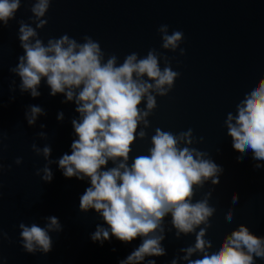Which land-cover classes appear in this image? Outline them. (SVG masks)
I'll return each mask as SVG.
<instances>
[{"label":"water","instance_id":"95a60500","mask_svg":"<svg viewBox=\"0 0 264 264\" xmlns=\"http://www.w3.org/2000/svg\"><path fill=\"white\" fill-rule=\"evenodd\" d=\"M0 264H264V0H0Z\"/></svg>","mask_w":264,"mask_h":264}]
</instances>
